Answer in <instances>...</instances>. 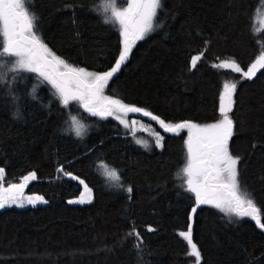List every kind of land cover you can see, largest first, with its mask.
I'll return each instance as SVG.
<instances>
[{
	"label": "trees",
	"instance_id": "obj_1",
	"mask_svg": "<svg viewBox=\"0 0 264 264\" xmlns=\"http://www.w3.org/2000/svg\"><path fill=\"white\" fill-rule=\"evenodd\" d=\"M97 2L30 0V12L37 17L36 35L55 55L103 73L119 56L121 36L94 10ZM260 2L161 0L159 26L136 42L103 94L166 123L206 125L222 119L223 85L235 82L229 151L240 157L241 188L264 218V69L249 80L214 66L234 60L247 70L260 54L264 32L254 31ZM201 53L193 67L192 57ZM127 115L154 124L163 146L137 144L148 139L142 131L133 135L130 125L93 116L78 102L63 106L35 73L7 74L0 83L2 186L35 172L24 191L46 203L0 209V264H196L179 235L189 224L201 264H264V229L212 205L197 207L195 195L177 178L186 163V130L166 132L156 121ZM71 116L87 125L82 137L70 130ZM99 163L119 171L122 187L106 182ZM65 173L92 189L90 203H67L82 187ZM133 228L142 240L139 249L137 238L128 235Z\"/></svg>",
	"mask_w": 264,
	"mask_h": 264
},
{
	"label": "snow or ice",
	"instance_id": "obj_2",
	"mask_svg": "<svg viewBox=\"0 0 264 264\" xmlns=\"http://www.w3.org/2000/svg\"><path fill=\"white\" fill-rule=\"evenodd\" d=\"M126 5V6H125ZM161 0H98L94 10L102 15L106 24L118 26L121 36V50L115 64L110 70L103 73L89 72L84 68L74 67L64 59L55 55L46 44L36 35V20L30 12V0H0V83L5 82L9 72L35 73L47 81L55 90L61 104L65 107L70 102H78L89 114L100 118L113 117L124 127L128 128L126 119L129 113H141L145 117L156 121L166 132L179 133L182 129L188 130L186 144V163L178 173L186 185L185 190L195 195V203L212 205L226 215L255 221L257 226L264 229V222L260 209L251 194L242 189L238 179L237 165L240 157H234L229 151V139L233 135V120L229 113L232 111L233 95L236 91L235 82H225L220 94L219 112L222 119L215 123L198 125L191 121L180 123H166L159 116L143 108L124 103L119 98L104 95V89L109 80L116 74L137 41L159 26L155 23ZM264 0H261L255 15L254 31H264ZM258 25V27L256 26ZM261 51L247 71L232 61H221L214 65L217 68H230L241 73L242 78L252 79L259 70L264 69V41L258 42ZM201 55L192 57V66L195 67ZM19 115V113H17ZM70 130L77 137L85 134L87 125L76 116H71ZM138 130H145L143 126L136 128V121H132L131 132L134 135ZM155 137L156 147H162V139L158 133L150 130ZM137 144L148 147L147 140L136 139ZM102 175L110 186L122 187L119 171L107 164H101ZM63 172V169H58ZM4 169L0 168V208L17 205L23 207L26 203L35 205L38 202L46 203L43 196H25L24 189L28 182L36 179L35 172L23 177L19 184L2 186ZM65 175L72 177L71 173ZM81 184L84 182L81 180ZM131 192V188L127 189ZM92 191L84 185V191L76 201L70 203L91 202ZM196 211V207L192 209ZM153 229L149 228V231ZM130 236H135L138 242L134 245L141 247L142 240L133 228ZM179 235L187 241L189 256L195 257L196 264H201V253L192 240V225Z\"/></svg>",
	"mask_w": 264,
	"mask_h": 264
},
{
	"label": "rangeland",
	"instance_id": "obj_3",
	"mask_svg": "<svg viewBox=\"0 0 264 264\" xmlns=\"http://www.w3.org/2000/svg\"><path fill=\"white\" fill-rule=\"evenodd\" d=\"M261 13H264V7H261ZM261 32H264V31H261ZM242 69V68H241ZM243 70V69H242ZM243 71H245V70H243ZM113 118V117H112ZM115 119V118H114ZM126 119H127V121H128V123H129V125H130V127H131V125H132V121L133 120H135L136 121V128L137 129H140L141 128V126H143V128L145 129V130H138L137 132H143L147 137H148V139H147V141H148V147L147 148H150V147H152V146H156L155 145V137L153 136V135H151L150 134V130H153L154 132H156V133H158L161 137H162V135H161V133H160V131L159 130H157L156 129V127H155V125L154 124H152L150 121H146V120H141V119H139V118H137V117H128V115H127V117H126ZM118 121V120H117ZM201 126H203V125H201ZM186 130V133H187V137H188V130L187 129H185ZM143 146V145H142ZM158 148H160V147H158ZM102 163H99V169H100V172H101V174H102V168L100 167V165H101ZM104 164V163H103ZM29 173H31V172H29ZM28 173V174H29ZM28 174H26L25 176H27ZM72 175V174H71ZM25 176H23V177H25ZM104 176V175H103ZM22 177V178H23ZM72 177H76V176H74V175H72ZM105 177V176H104ZM22 178L17 182V183H13V184H19L20 182H21V180H22ZM71 178V177H70ZM75 180H77V181H81L79 178H77L76 177V179ZM81 184V183H80ZM84 185H87V184H81V187H82V189H81V192L77 195V196H75V197H71V198H68L67 199V203L68 204H71V205H78V204H80L81 205V203H70L69 201H76V200H78L79 199V197L81 196V193L84 191ZM9 186V185H8ZM8 186H3V187H5V188H7ZM87 187L88 188H90L88 185H87ZM91 189V188H90ZM91 191H92V189H91ZM24 195L25 196H31V195H38V194H28V193H25V191H24ZM41 196V195H40ZM45 200V199H44ZM93 200V193H92V199H91V201ZM46 201V200H45ZM88 203H90V202H87V203H83V204H88ZM40 204H45V203H43V202H38V203H36L35 205H32V204H25L24 206H36V205H40ZM10 206H14V207H19V206H17V205H15V204H13V205H10ZM23 206V207H24ZM5 207H7V206H5ZM0 209H2V208H0Z\"/></svg>",
	"mask_w": 264,
	"mask_h": 264
},
{
	"label": "water",
	"instance_id": "obj_4",
	"mask_svg": "<svg viewBox=\"0 0 264 264\" xmlns=\"http://www.w3.org/2000/svg\"><path fill=\"white\" fill-rule=\"evenodd\" d=\"M245 71H247V70H245ZM237 73V72H236ZM240 75H241V73H239ZM115 75V74H114ZM136 114H138V115H140V116H143L141 113H136ZM143 117H145V116H143ZM145 118H148V119H150L149 117H145ZM158 124V123H157ZM158 126H159V128L160 129H162V130H164L162 127H160V125L158 124ZM165 131V130H164Z\"/></svg>",
	"mask_w": 264,
	"mask_h": 264
}]
</instances>
